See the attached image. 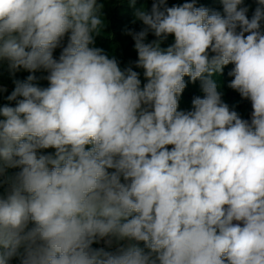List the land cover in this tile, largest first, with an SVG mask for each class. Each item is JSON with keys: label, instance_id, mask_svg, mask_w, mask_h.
Wrapping results in <instances>:
<instances>
[{"label": "clouds", "instance_id": "9594fccd", "mask_svg": "<svg viewBox=\"0 0 264 264\" xmlns=\"http://www.w3.org/2000/svg\"><path fill=\"white\" fill-rule=\"evenodd\" d=\"M219 2L135 10L141 86L91 46L98 0H0V62L33 73L0 106V177L19 169L0 179V264H264V0L250 19ZM229 64L250 120L218 90ZM185 77L204 93L187 111Z\"/></svg>", "mask_w": 264, "mask_h": 264}, {"label": "trees", "instance_id": "16d2710c", "mask_svg": "<svg viewBox=\"0 0 264 264\" xmlns=\"http://www.w3.org/2000/svg\"><path fill=\"white\" fill-rule=\"evenodd\" d=\"M152 2L153 0H136L135 5L132 6L130 0H98V3L103 5L101 12L105 23L101 33L95 36L94 45H91L93 47L102 48L109 58L115 57L122 70L126 69V63L131 66L133 70L139 72L141 86L146 83V80L143 77V69L135 67L134 62L138 59V54L134 47L135 41L131 35L127 34V30L139 32L145 27L141 21L136 19L134 13L136 9L141 7L150 11ZM167 2L169 6H172L173 4L190 2V0H167ZM196 6H203L223 13V7L219 0H196ZM242 6H247L249 8L247 15L250 19L258 5L256 0H244ZM262 30H264V22H262ZM169 37L174 38L173 36ZM154 39H156V37L149 32L145 42H151ZM66 41L67 37L65 38V43ZM163 45L164 43L162 47ZM55 51L59 53L61 49L58 48ZM125 54H130V58L127 55L125 56ZM232 67L233 65L231 64L225 66L223 73L215 76L214 79L218 84V90L222 93V100L227 103L230 108H234V110L240 114L241 118L250 120L252 112L250 100L241 98L239 93L228 87V83L232 78L229 77L227 73ZM185 81L187 87L179 98V102L192 106L193 98L197 96L203 98L204 93L200 88L199 81L192 83L188 77H185Z\"/></svg>", "mask_w": 264, "mask_h": 264}, {"label": "rangeland", "instance_id": "374dc122", "mask_svg": "<svg viewBox=\"0 0 264 264\" xmlns=\"http://www.w3.org/2000/svg\"><path fill=\"white\" fill-rule=\"evenodd\" d=\"M173 42H174V38L168 37V39L164 42L163 47H166ZM59 53H56V51H55L54 56L58 58ZM126 55L129 56V58H130V54H125V56ZM125 60H127V59H125ZM125 65H126L125 68L130 67L126 63H125ZM30 74H33V73H29L28 71H26L24 69H20L19 71H17L13 75L8 70L7 62H0V87H4L7 89L6 92L0 93V106H3L4 104H10V106H15V102L14 101L13 102L7 101L6 97H7V95H9L14 90V87H15L14 81L15 80L24 81V80H26L27 76ZM34 75L37 77V79L35 81H33V83H35L41 87H47L48 86V81L43 78L47 75V73L45 71H43V70L37 71L34 73ZM191 108H192V106H190L189 104L179 102V109L178 110L187 111V110H191ZM250 117H251V115H250ZM0 118H2V117H0ZM45 151H53V150L49 149V150H45ZM16 171H19V169H7L5 172V176L0 177V179H4L7 176H11ZM7 187L8 186L6 184L3 186H0V195L4 194L5 189ZM103 246H104L103 241H101L100 244H94L93 245V247H103ZM140 246L143 247V242H140ZM9 264H19L18 258L11 259L9 261Z\"/></svg>", "mask_w": 264, "mask_h": 264}, {"label": "crops", "instance_id": "0c3cea01", "mask_svg": "<svg viewBox=\"0 0 264 264\" xmlns=\"http://www.w3.org/2000/svg\"><path fill=\"white\" fill-rule=\"evenodd\" d=\"M171 147V146H170Z\"/></svg>", "mask_w": 264, "mask_h": 264}]
</instances>
